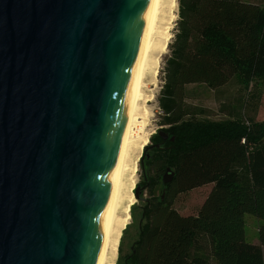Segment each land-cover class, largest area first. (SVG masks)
I'll use <instances>...</instances> for the list:
<instances>
[{
    "label": "water",
    "instance_id": "water-1",
    "mask_svg": "<svg viewBox=\"0 0 264 264\" xmlns=\"http://www.w3.org/2000/svg\"><path fill=\"white\" fill-rule=\"evenodd\" d=\"M148 1L0 0V264H96Z\"/></svg>",
    "mask_w": 264,
    "mask_h": 264
},
{
    "label": "trees",
    "instance_id": "trees-1",
    "mask_svg": "<svg viewBox=\"0 0 264 264\" xmlns=\"http://www.w3.org/2000/svg\"><path fill=\"white\" fill-rule=\"evenodd\" d=\"M244 1L179 0L158 100L169 139L159 131L140 160L151 186L167 169L174 177L160 183L165 195L150 193V178L138 185L150 194L140 196L138 239L125 257L120 246V264H264V121L202 119L205 111L187 103L190 86L215 91L232 81L247 95L246 107L261 99L264 5ZM208 185L196 216L174 209L179 196ZM247 215L261 222L259 244L246 240Z\"/></svg>",
    "mask_w": 264,
    "mask_h": 264
},
{
    "label": "bare ground",
    "instance_id": "bare-ground-1",
    "mask_svg": "<svg viewBox=\"0 0 264 264\" xmlns=\"http://www.w3.org/2000/svg\"><path fill=\"white\" fill-rule=\"evenodd\" d=\"M172 3L173 0L148 1L144 18L142 48L128 85L119 155L109 188L105 212L100 223L101 236L96 264H115L120 240L128 225L131 205L124 208L126 187L130 175L134 174L137 169L134 166L130 174L131 167L134 165L132 160L134 155L138 151L139 153L143 151L149 142L146 129L152 113L147 105L155 100L154 88L158 80V61L156 60L158 56L155 55L156 52L162 53L167 41L170 27H164L166 25L165 16L167 10L170 12ZM140 157L138 156V160ZM132 187L134 188V185Z\"/></svg>",
    "mask_w": 264,
    "mask_h": 264
},
{
    "label": "rangeland",
    "instance_id": "rangeland-1",
    "mask_svg": "<svg viewBox=\"0 0 264 264\" xmlns=\"http://www.w3.org/2000/svg\"><path fill=\"white\" fill-rule=\"evenodd\" d=\"M249 3L253 4H260L264 5V0H245ZM244 1V2H245ZM167 15L165 16V23L164 27H170L169 33L167 35V41L165 47L160 54V52H156L155 56L157 57L158 61V73H157V85L154 88L155 100L153 103H149L147 106L151 108L152 118L149 120L148 127L146 129L147 134H149V142L148 146L144 148L143 151L139 153V151L133 157V164L131 167L130 174L134 166H136V171L134 174H131L129 177V182L126 187V195H125V204L124 208L131 205L132 207L135 205L133 211L129 214L128 217V225L126 226L125 230L123 231V239L120 240L119 244V251L118 256L115 259V264L122 263L119 260L120 257V246L122 247L121 256L125 257L131 251V246L135 243L138 239V232H139V225L141 220V207H143L144 202L140 199L137 200L134 196L136 193L137 188H139V197L144 195V198H147L148 193L144 192V189L138 187V185H142L144 182L142 178V166L140 160L142 159L145 150L150 147L152 144V138L159 133L164 127L162 126V111L159 107V97L161 95L162 87L164 85V68L166 60L170 55L169 46L173 42L176 31L177 25L179 21V0H173L172 7L170 12L167 10ZM167 20V21H166ZM169 36V37H168ZM169 38V39H168ZM160 54V55H159ZM152 90V88H151ZM188 92V99L187 103L190 107H196L199 109H203L205 112L201 115L202 119H209L212 121H220L226 120L233 117H240L242 119H249L250 117H254L255 120L262 122L264 121V87H263V94L259 102H256V106H245L247 95L245 96V92L241 90L237 82L232 81L227 86L219 89V90H209L205 85H198V86H190L187 88ZM255 103V102H254ZM138 156H141L138 160ZM134 175V176H133ZM130 184V185H129ZM134 185V188L132 187ZM129 186V187H128ZM130 188V189H128ZM212 185H208L199 189H195L187 194H183L178 197V199L174 203V209L182 216L189 217V216H196L203 205L207 195L209 194ZM129 194V195H128ZM127 199V200H126ZM130 199V200H129ZM132 201V202H131ZM123 212V211H122ZM123 218L122 215H120ZM246 221V240L247 242L254 244L259 242V227L261 222L258 221L253 216L247 215L245 218ZM264 252V248H263Z\"/></svg>",
    "mask_w": 264,
    "mask_h": 264
},
{
    "label": "flooded vegetation",
    "instance_id": "flooded-vegetation-1",
    "mask_svg": "<svg viewBox=\"0 0 264 264\" xmlns=\"http://www.w3.org/2000/svg\"><path fill=\"white\" fill-rule=\"evenodd\" d=\"M159 135H160V133H159ZM160 137L163 138L161 135H160ZM153 147L154 146L151 144L150 147H149L150 148L149 150H152ZM142 170H143V172H142L143 180H146V178L147 179L150 178V182L147 184V187L150 190V193H153V194L156 193L157 195H165L166 191H165L164 187L162 185H160V183L165 184L164 181H163V178H164V175L166 174L168 169L165 172H163V173H158V176L160 177L159 180H157V182H158L157 184L158 185H152V186H151V183L154 184L155 181H154L153 178H151V176L149 177V175L146 174L145 164L142 165ZM147 193H148V195L150 194L148 191H147Z\"/></svg>",
    "mask_w": 264,
    "mask_h": 264
},
{
    "label": "crops",
    "instance_id": "crops-1",
    "mask_svg": "<svg viewBox=\"0 0 264 264\" xmlns=\"http://www.w3.org/2000/svg\"><path fill=\"white\" fill-rule=\"evenodd\" d=\"M254 244H255V245H256V244H259V242H258V243H254Z\"/></svg>",
    "mask_w": 264,
    "mask_h": 264
}]
</instances>
